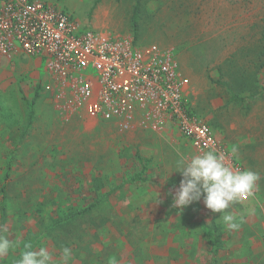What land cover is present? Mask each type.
<instances>
[{"label": "rangeland", "instance_id": "374dc122", "mask_svg": "<svg viewBox=\"0 0 264 264\" xmlns=\"http://www.w3.org/2000/svg\"><path fill=\"white\" fill-rule=\"evenodd\" d=\"M38 1L69 13L80 34H128L170 55L189 83V113L261 179L245 201L250 209H228L238 230H227L203 198L179 211L177 163L203 151L171 118L137 112L126 128L94 120L72 96L44 92V60L2 62L0 225L16 246L0 264H16L26 242L57 260L71 248L69 264H264V231L253 230L264 218V67L251 63L264 0Z\"/></svg>", "mask_w": 264, "mask_h": 264}, {"label": "built area", "instance_id": "2783aa9c", "mask_svg": "<svg viewBox=\"0 0 264 264\" xmlns=\"http://www.w3.org/2000/svg\"><path fill=\"white\" fill-rule=\"evenodd\" d=\"M18 53L44 60L51 79L44 92L72 96L89 118L126 128L137 112L153 120L169 117L198 150L223 152L226 164L241 170L211 129L189 113L188 80L157 46L136 45L129 36L80 34L69 13L38 0H0V59Z\"/></svg>", "mask_w": 264, "mask_h": 264}, {"label": "clouds", "instance_id": "9594fccd", "mask_svg": "<svg viewBox=\"0 0 264 264\" xmlns=\"http://www.w3.org/2000/svg\"><path fill=\"white\" fill-rule=\"evenodd\" d=\"M232 155H235V152ZM225 161V153L215 150L178 161L176 172L181 174L182 179L173 196L172 207L183 211L193 202H199L203 198L206 208L213 213H219L218 218L227 230L234 231L240 228V223L228 209L245 195H252L261 176L250 169L233 170ZM6 231V226L0 225V259L8 256L16 246L2 234ZM71 257L72 249L69 247L61 248L57 260L46 247L33 249L32 243L26 242L16 264H69ZM112 264L116 262L113 260Z\"/></svg>", "mask_w": 264, "mask_h": 264}, {"label": "trees", "instance_id": "16d2710c", "mask_svg": "<svg viewBox=\"0 0 264 264\" xmlns=\"http://www.w3.org/2000/svg\"><path fill=\"white\" fill-rule=\"evenodd\" d=\"M136 19H137V14H136V12L134 13V16H133V19H132V28H133V30H134V33L136 32V28H137V26H136ZM263 22H264V19L262 20ZM260 37H261V39H260V41H259V43H260V50H259V53L258 54H256V56L254 57V59L252 60V64H253V66H255V67H257V66H259V68H263L264 67V26L262 27V29H261V32H260ZM134 37L136 38V34L134 35ZM259 64V65H258ZM237 97V96H236ZM235 103H237V104H239V103H247L246 102V99H242V100H237V99H235L234 98V100H233ZM33 103H34V101H32V102H29V103H27V105H28V109H29V113H28V117L31 119V117H32V105H33Z\"/></svg>", "mask_w": 264, "mask_h": 264}, {"label": "crops", "instance_id": "0c3cea01", "mask_svg": "<svg viewBox=\"0 0 264 264\" xmlns=\"http://www.w3.org/2000/svg\"><path fill=\"white\" fill-rule=\"evenodd\" d=\"M109 37H111L110 35H108ZM119 36H121V37H125V36H129L128 34H123V35H118V36H115L114 38H117V37H119ZM111 38H113V37H111ZM27 59V60H32L31 59V57H27V56H24V55H22V54H20V53H18V54H16L15 56H13V58L12 59H6V58H1L0 59V64L3 62L5 65H6V63L8 62V61H15V60H17V59ZM8 65H9V67L11 66V65H15V62H14V64L13 63H10V62H8L7 63ZM4 65V66H5ZM8 67V66H7ZM7 67H5V70H6V68ZM45 70V69H44ZM31 97H33V93H32V95H31ZM29 99V98H28ZM32 101H33V99H32ZM32 101H30V102H32ZM26 105H27V103H26ZM238 203V202H237ZM238 206L240 207V208H244V209H250L251 208V202H243V201H239V203H238ZM245 224L246 225H248L249 227H251L250 225H252L253 226V224H251V221L249 220V218H247L246 220H245ZM260 224H262V226L259 228V226L258 227H256V228H254L253 230L254 231H256V230H259V229H262V232L264 231V218H262L261 219V223ZM254 247H257V246H254L253 245V248Z\"/></svg>", "mask_w": 264, "mask_h": 264}]
</instances>
